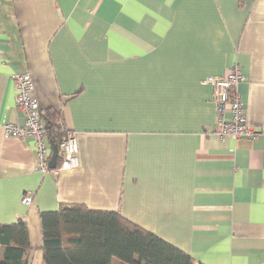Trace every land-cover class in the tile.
Here are the masks:
<instances>
[{
  "label": "crops",
  "instance_id": "1",
  "mask_svg": "<svg viewBox=\"0 0 264 264\" xmlns=\"http://www.w3.org/2000/svg\"><path fill=\"white\" fill-rule=\"evenodd\" d=\"M233 64L254 140L211 132L203 82ZM16 72L76 133L75 169L41 172L33 140L5 135L24 121ZM60 204L119 213L203 264H264V0H0V224L27 222L28 264L39 212Z\"/></svg>",
  "mask_w": 264,
  "mask_h": 264
},
{
  "label": "trees",
  "instance_id": "2",
  "mask_svg": "<svg viewBox=\"0 0 264 264\" xmlns=\"http://www.w3.org/2000/svg\"><path fill=\"white\" fill-rule=\"evenodd\" d=\"M47 140L58 147L54 109L40 111ZM62 160L58 149L56 167ZM42 264H203L181 249L123 218L80 204H60L38 214ZM0 264H28L34 249L22 218L0 224Z\"/></svg>",
  "mask_w": 264,
  "mask_h": 264
},
{
  "label": "built area",
  "instance_id": "3",
  "mask_svg": "<svg viewBox=\"0 0 264 264\" xmlns=\"http://www.w3.org/2000/svg\"><path fill=\"white\" fill-rule=\"evenodd\" d=\"M244 80L237 64H233L222 76L207 77L203 83L213 88V102L216 117L211 132L220 138L234 140L247 138L254 140L259 132L248 126L245 106L239 91V85ZM14 86V107L20 112L22 123H7L4 125L6 136L19 139L31 138L36 154V168L41 172L59 173L78 167V147L76 133L60 128L58 149L62 160L59 166L50 169V147L48 145L46 128L40 115V107L34 96V84L28 72H16L12 75ZM31 196H22L21 203L29 205Z\"/></svg>",
  "mask_w": 264,
  "mask_h": 264
},
{
  "label": "rangeland",
  "instance_id": "4",
  "mask_svg": "<svg viewBox=\"0 0 264 264\" xmlns=\"http://www.w3.org/2000/svg\"><path fill=\"white\" fill-rule=\"evenodd\" d=\"M30 235H31V240L33 242V244H36V242H39V238H38V233H37V222H32L30 223ZM40 253L39 252H34L33 251V255H32V259H31V263L30 264H39V256Z\"/></svg>",
  "mask_w": 264,
  "mask_h": 264
},
{
  "label": "water",
  "instance_id": "5",
  "mask_svg": "<svg viewBox=\"0 0 264 264\" xmlns=\"http://www.w3.org/2000/svg\"><path fill=\"white\" fill-rule=\"evenodd\" d=\"M52 152H51V156L50 159L48 161V165L50 169H54L55 165H56V158L58 155V147L56 144L52 145Z\"/></svg>",
  "mask_w": 264,
  "mask_h": 264
}]
</instances>
